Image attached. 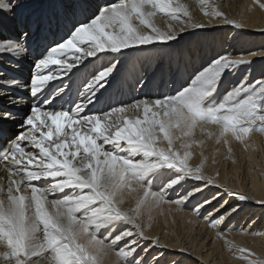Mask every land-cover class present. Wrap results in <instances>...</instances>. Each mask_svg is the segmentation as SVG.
I'll use <instances>...</instances> for the list:
<instances>
[{"label": "snow or ice", "instance_id": "snow-or-ice-1", "mask_svg": "<svg viewBox=\"0 0 264 264\" xmlns=\"http://www.w3.org/2000/svg\"><path fill=\"white\" fill-rule=\"evenodd\" d=\"M259 6L264 8V3ZM13 8L12 0H0V12ZM201 10L209 24L218 19L237 29L243 27L207 0H202ZM158 13L183 27L178 31L169 24L161 30L151 22ZM134 19L138 25L134 26ZM206 26L188 6L174 0H119L99 6L46 50L35 67L47 69V74L37 71L30 81L36 102L25 114L21 132L0 149V163L7 173L6 183L0 181V192L6 189L0 198V264H42L44 260L48 264H98L109 250L124 264H167L171 249L161 244L159 235H146L140 219L142 205H175L177 211L191 206L197 216L205 206L212 207L215 214H205L204 219L223 239L224 228L239 208L217 193L195 205L191 201L210 187L223 189L239 201L248 197L205 175L203 163L192 166L191 149L204 143L195 139L197 129L209 139L215 135L216 144L225 145L229 136L243 143L252 132L264 133V79L240 82L217 95L229 71L252 61L217 55L196 69L174 95L135 99L109 105L107 110H94V106L101 90L112 86L119 60L113 56L100 68L88 70L93 63L88 58L99 59L98 54H122L139 45L176 41L186 28ZM23 51L20 38L0 41V57ZM50 66H58L59 71L53 72ZM61 76L70 83H50ZM74 86L76 98H70L69 107H55V101ZM11 116L8 111L0 113V119ZM209 125L219 129L218 135L208 131ZM161 134L166 147L159 146ZM157 179L161 183L153 190ZM190 181L200 183L185 187ZM138 190L142 191L136 209L122 210L123 194ZM170 191L178 192V198L172 200ZM256 202L264 206V201ZM101 229L110 233L107 239ZM155 249L161 251L154 253ZM236 251L245 253L243 248ZM252 255L245 256L247 264H264L248 259Z\"/></svg>", "mask_w": 264, "mask_h": 264}, {"label": "bare ground", "instance_id": "bare-ground-1", "mask_svg": "<svg viewBox=\"0 0 264 264\" xmlns=\"http://www.w3.org/2000/svg\"><path fill=\"white\" fill-rule=\"evenodd\" d=\"M54 1L59 5V10L55 14L61 12L62 20L72 26L86 21L99 6L119 2V0H12L13 11L0 12V41L18 38L16 17H24V21L27 22L29 14L34 15L45 6L48 10L55 8ZM201 2L202 0H174L176 4L188 6L194 18L207 25L204 28H186L180 33L181 38L176 41H157L150 45L124 49L122 54L101 53L98 54L99 59L88 58L93 61L89 65V71L107 64L113 56L118 58V68L113 74L111 86L117 87L114 93L119 96V102L116 106L131 103L135 99H155L162 95H174L182 86H186V81H189L196 69L217 55H229L234 58L244 56L252 61L251 64L240 66L225 75L218 96L240 82L264 79V8L259 6L264 0H207L209 5L218 6L229 19L241 22L243 27L240 29L218 19H212L209 24V17L201 10ZM76 4L79 8L77 10ZM151 22L161 30H166L169 24L178 31L183 27L182 23L165 19L159 13L151 18ZM138 23L133 20L134 26ZM140 27L141 30H145L143 26ZM25 33L26 39L23 38ZM20 38L24 47L23 53L0 57L2 68L22 78L19 82L0 72V113L8 111L12 114L9 119H0V125L6 129L3 140L5 145L21 132L25 114L36 102L30 92L31 77L37 71H43L44 74L48 71L35 67L36 62L46 52L35 60L31 59L25 47L28 33L24 32ZM54 45L55 43L52 46ZM253 52L258 55H250ZM50 67L53 72L59 71L58 66ZM81 71H84L82 67ZM66 78L61 76L50 83L60 84L61 80L64 82ZM111 87L101 90L99 99L105 93H108L109 97L112 94ZM129 115L131 116V113ZM139 115L142 118V112ZM208 131L218 135L219 129L209 125ZM195 139L203 140L204 143L199 147L193 145L190 164L198 166L203 163L205 175L212 176L218 184L225 185L234 192L243 193L248 199L239 201L234 196L224 194L223 189L210 187L205 189L203 195H198L191 201V204L195 205L198 201H203L204 196L210 197L212 193H217L218 198L222 197L232 206L239 208L238 213L229 221L228 227L224 228L223 239L217 237V229L210 227L204 219L205 214H215L212 207L205 206L202 215L197 216L193 214L191 206L177 211L175 205L163 203L157 206L142 205L140 219L146 226V235H159L161 244L169 245L171 250L167 254V264H247L245 256L248 252L253 254L248 259L264 261V206L256 202L264 201V133L252 132L243 143L229 136V144L225 145L216 144L215 135L209 139L206 132L202 134L197 129ZM158 143L159 146L166 147L162 134ZM175 145L179 147L180 141H176ZM229 147L231 152L228 151ZM6 176L4 165L0 163V181L6 183ZM160 183L161 180L157 179L153 190H157ZM199 183L190 181L185 187ZM140 191L142 190L126 191L123 194L124 203L121 209L125 211L136 209ZM5 192L6 189L0 192V198L5 196ZM178 192L170 191L169 197L172 200L177 199ZM214 206L218 207V204L214 202ZM220 211L223 212V209ZM109 235L110 233L101 229L103 238L107 239ZM181 248L186 251L181 252ZM238 248L245 249L243 256L236 251ZM153 251L159 253L161 250ZM234 253L240 257L235 258L237 256ZM42 264L48 262L44 260ZM98 264H124V261L117 257L114 250H109L106 255L100 257Z\"/></svg>", "mask_w": 264, "mask_h": 264}, {"label": "rangeland", "instance_id": "rangeland-1", "mask_svg": "<svg viewBox=\"0 0 264 264\" xmlns=\"http://www.w3.org/2000/svg\"><path fill=\"white\" fill-rule=\"evenodd\" d=\"M254 79H256V78H254ZM105 234H106V233H105ZM105 234H104V233H102V235H105ZM234 255H235V256H237V257H235V256H234L235 258H238V256L240 257V255H242V256H243V254H241V253H240V255H239V254L237 255V253H234ZM242 256H241V257H242Z\"/></svg>", "mask_w": 264, "mask_h": 264}]
</instances>
